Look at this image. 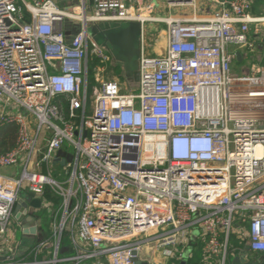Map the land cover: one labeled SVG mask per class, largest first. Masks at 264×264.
<instances>
[{
	"label": "built area",
	"instance_id": "built-area-1",
	"mask_svg": "<svg viewBox=\"0 0 264 264\" xmlns=\"http://www.w3.org/2000/svg\"><path fill=\"white\" fill-rule=\"evenodd\" d=\"M157 1L0 0V131L16 127L0 150V264L180 261L193 243L204 264L264 254V66L232 70L264 16L211 0L210 18H158ZM105 22L142 25L136 91L104 78L112 59L88 30ZM149 23L167 25L160 55H147ZM23 194L51 211L53 235L21 253Z\"/></svg>",
	"mask_w": 264,
	"mask_h": 264
},
{
	"label": "water",
	"instance_id": "water-1",
	"mask_svg": "<svg viewBox=\"0 0 264 264\" xmlns=\"http://www.w3.org/2000/svg\"><path fill=\"white\" fill-rule=\"evenodd\" d=\"M88 31L94 41L110 53L112 61L121 66L123 77L129 83V90H138L141 82L142 25L138 22H105L91 25ZM68 34L70 36L72 33L68 32ZM236 60L242 61L240 52H237ZM22 197L23 200L16 207L15 216L20 222L19 227L23 234V245L25 246L30 237L33 239L36 236L38 219L32 214L21 216L19 211L23 207L27 214L29 208H40L41 200L33 195L23 194ZM2 260L5 258L0 257V261ZM138 264L141 263L138 262ZM234 264H264V254L261 257L250 259L243 254L234 260Z\"/></svg>",
	"mask_w": 264,
	"mask_h": 264
},
{
	"label": "crops",
	"instance_id": "crops-1",
	"mask_svg": "<svg viewBox=\"0 0 264 264\" xmlns=\"http://www.w3.org/2000/svg\"><path fill=\"white\" fill-rule=\"evenodd\" d=\"M122 2L124 1L127 5H131L134 0H121ZM252 3V16L253 17H263L264 16V0H250ZM157 9L155 10L154 14L158 18H197V19H206L210 18L216 11L217 9L220 8V6L213 2L211 0H201L198 1L197 7L196 8H190V7H180V8H173L170 7L165 0H158L157 1ZM147 34H148V41L151 44H154V55H160L164 51L167 43H166V29L167 25L166 24H158V23H149L147 24ZM250 39L253 41H257L258 45L256 47V52L254 54V59L250 58L251 56H247L242 59V61H238L235 63L237 64H242L243 66L241 69L238 71V73L235 74H248L250 72L251 65L253 63H258L260 65L264 66V25H259V26H251V31H250ZM247 64L245 65V63ZM5 171L4 173H6ZM8 174V173H7ZM42 203V202H41ZM45 210L46 208H43L42 206L40 208H35L34 211L32 212V215L38 219L36 226H37V232L35 238L32 239V237L29 238V240L26 243H30L29 246L24 247L23 245V234L21 237L20 242H16V239L14 242L11 244V248H14L15 251L18 252H26L30 250L39 239H49L52 237V223L50 225L48 224V221L46 220L45 215L41 214V210ZM33 226V225H31ZM20 229V227H19ZM21 231V229H20ZM13 233V231L11 230ZM65 244H68V241L66 240ZM194 244V243H193ZM192 244V245H193ZM23 250H22V249ZM189 248L191 249L192 252V246L189 245ZM71 254V253H70ZM69 254V255H70ZM191 254V253H190ZM2 258H5L3 256H0ZM163 256L159 254H153V253H148L145 255V257L142 259L141 264H169L171 260L165 261ZM261 256L257 255H250V258H257ZM6 259V258H5ZM5 261V260H2ZM0 261V262H2ZM177 262H179L177 260ZM187 263V262H186Z\"/></svg>",
	"mask_w": 264,
	"mask_h": 264
},
{
	"label": "rangeland",
	"instance_id": "rangeland-1",
	"mask_svg": "<svg viewBox=\"0 0 264 264\" xmlns=\"http://www.w3.org/2000/svg\"><path fill=\"white\" fill-rule=\"evenodd\" d=\"M124 2V1H123ZM125 3V2H124ZM126 4V3H125ZM127 5V4H126ZM128 6V5H127ZM70 6H67L65 7V9H69ZM155 15V14H154ZM111 23H123V22H111ZM91 27V26H90ZM80 29V26L78 25H75L73 26V33H76L78 30ZM148 46H147V55H150V56H156L154 55V44H151L149 42H147ZM102 48V47H101ZM103 49V48H102ZM105 54H108L110 57V53L103 49ZM112 59V58H111ZM247 64V62L245 63V65ZM243 65L242 64H233L232 66V70L234 73H238V71L241 69ZM101 67L105 68V72H104V75L106 77H104L105 79L106 78H109V79H114L116 80L117 82H119L121 84V87L124 91L126 92H129V83L128 81L123 77V72H122V68L120 65L114 63L113 61L111 62H106L105 64L103 63L101 65ZM97 87H100V83H97L96 84ZM69 152H71V150L67 149ZM5 172V171H3ZM8 173V172H6ZM42 215H45L46 217V220L48 221V224L50 225L51 222H53V215L51 214V211L46 208L45 210H41L40 211ZM11 230L13 231L14 235H16V242H20L21 240V237H22V234H21V231L19 229V225L17 224V222H14L11 226H10ZM232 244H234V241H232ZM30 243H26L24 247L26 246H29ZM191 253V249L188 247L186 248V251H185V255L183 257V260H180L179 262H176V264H186L187 262V258H188V255ZM263 255V254H262ZM262 255H257V256H262ZM238 256H230L229 258V263L228 264H234V260L237 258Z\"/></svg>",
	"mask_w": 264,
	"mask_h": 264
},
{
	"label": "trees",
	"instance_id": "trees-1",
	"mask_svg": "<svg viewBox=\"0 0 264 264\" xmlns=\"http://www.w3.org/2000/svg\"><path fill=\"white\" fill-rule=\"evenodd\" d=\"M257 51V50H256ZM256 52L252 53L250 58L254 59V54ZM255 60V59H254ZM89 82H91V86L93 87L96 85V80L95 77H93V73L90 74L89 77ZM15 139H16V127H7L4 128L0 131V150L2 151H8L12 149L15 145ZM47 198L52 200L53 202L58 205L60 203V200L57 199L54 196H51V194L48 192L47 193ZM192 251H193V256L187 260V264H204L203 263V253H204V248L202 244H193L192 245ZM177 259H172L169 264H176Z\"/></svg>",
	"mask_w": 264,
	"mask_h": 264
}]
</instances>
